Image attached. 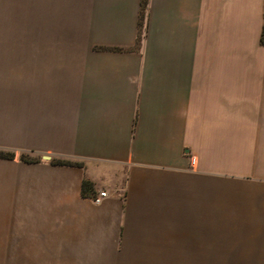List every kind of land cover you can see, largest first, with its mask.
<instances>
[{"label":"crops","instance_id":"1","mask_svg":"<svg viewBox=\"0 0 264 264\" xmlns=\"http://www.w3.org/2000/svg\"><path fill=\"white\" fill-rule=\"evenodd\" d=\"M263 30L264 0H0V264H264Z\"/></svg>","mask_w":264,"mask_h":264},{"label":"trees","instance_id":"2","mask_svg":"<svg viewBox=\"0 0 264 264\" xmlns=\"http://www.w3.org/2000/svg\"><path fill=\"white\" fill-rule=\"evenodd\" d=\"M147 1L148 0H142V7L145 8L147 5ZM262 43H264V30H263V34H262ZM0 158L3 159H14L15 158V153L11 152V151H3L0 150ZM21 159L23 161H33V159L29 158L26 155H22ZM54 164L57 165H70V166H82L79 163H74V162H70V161H61V160H54L53 161ZM82 195L84 197H94L95 193H94V184L88 180H85L83 182V186H82Z\"/></svg>","mask_w":264,"mask_h":264},{"label":"rangeland","instance_id":"3","mask_svg":"<svg viewBox=\"0 0 264 264\" xmlns=\"http://www.w3.org/2000/svg\"><path fill=\"white\" fill-rule=\"evenodd\" d=\"M29 16V19H26V26H28L27 28H25L24 30V35L25 36H32V28H31V25H32V20H31V14H28Z\"/></svg>","mask_w":264,"mask_h":264},{"label":"built area","instance_id":"4","mask_svg":"<svg viewBox=\"0 0 264 264\" xmlns=\"http://www.w3.org/2000/svg\"><path fill=\"white\" fill-rule=\"evenodd\" d=\"M107 196L106 192H101L98 196L93 197L96 203H100L104 197Z\"/></svg>","mask_w":264,"mask_h":264},{"label":"water","instance_id":"5","mask_svg":"<svg viewBox=\"0 0 264 264\" xmlns=\"http://www.w3.org/2000/svg\"><path fill=\"white\" fill-rule=\"evenodd\" d=\"M46 159H49V157H46Z\"/></svg>","mask_w":264,"mask_h":264}]
</instances>
